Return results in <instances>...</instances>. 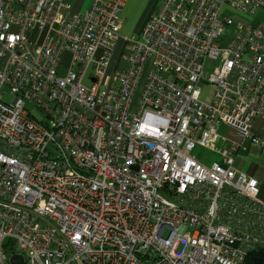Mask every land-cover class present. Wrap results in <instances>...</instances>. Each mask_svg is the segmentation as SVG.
<instances>
[{
  "label": "built area",
  "instance_id": "1",
  "mask_svg": "<svg viewBox=\"0 0 264 264\" xmlns=\"http://www.w3.org/2000/svg\"><path fill=\"white\" fill-rule=\"evenodd\" d=\"M124 1L0 0V264L264 252L260 181L235 167L264 150V0H160L112 64ZM220 126L236 140L216 151Z\"/></svg>",
  "mask_w": 264,
  "mask_h": 264
},
{
  "label": "crops",
  "instance_id": "2",
  "mask_svg": "<svg viewBox=\"0 0 264 264\" xmlns=\"http://www.w3.org/2000/svg\"><path fill=\"white\" fill-rule=\"evenodd\" d=\"M159 6H160V0H125L120 14V18H121V25L119 28L120 38L124 41V38L139 35L142 27L144 26L149 16L153 12H155L159 8ZM220 127H225V126H220ZM220 127H218V133ZM225 128L227 129L226 134L219 133L221 137L225 138V140H222L223 147L226 146L228 141L236 140L233 131L227 127ZM251 131L264 141V129L262 128L260 119L254 120L251 127ZM243 146L244 148L241 149V151L235 157V167L244 170L248 176L258 179L260 181L261 184L260 196L264 198V170L258 169L253 164L246 165L244 159H240L239 161L237 160V156H239L240 154L241 155L246 154L251 149H254L256 147L250 145L248 142H244ZM202 160L204 161L205 159Z\"/></svg>",
  "mask_w": 264,
  "mask_h": 264
},
{
  "label": "rangeland",
  "instance_id": "3",
  "mask_svg": "<svg viewBox=\"0 0 264 264\" xmlns=\"http://www.w3.org/2000/svg\"><path fill=\"white\" fill-rule=\"evenodd\" d=\"M78 4L79 1L76 2L75 4V10L78 8ZM254 23L255 24H262L263 25V34H264V8H259L254 16ZM125 42L120 38V40L118 41L116 48L114 50L111 62L112 64H114L117 59L119 54L121 53L123 46H124ZM214 66H215V62L210 61L209 63H207L205 65V70L207 71V73L210 72H214ZM110 68L108 69V72H110ZM85 84H88V81L85 80L84 81ZM141 84H142V80L140 81L134 95H133V102L137 103V98H138V94H139V90L141 89ZM208 87L207 85H203V91H202V96L201 98L204 96V93L207 91ZM3 93L0 94V97L10 103L12 100V96L9 93V89L7 87H3L2 88ZM227 129L225 127H220L219 129V133L220 134H226ZM223 147V143L222 140L219 139L216 143H215V150L217 151L218 149H222ZM257 148V147H256ZM251 149L248 153L243 154V155H239L237 156V160L239 161L240 159H244L246 162V165L248 164H253L255 165L258 169H262L264 170V151L260 148L258 149ZM216 151H212L207 147H200L197 146L195 147L191 154L194 155L197 158H201V159H205L204 163L210 164L213 161H220V157L219 154ZM244 171V170H243ZM18 251V250H17Z\"/></svg>",
  "mask_w": 264,
  "mask_h": 264
},
{
  "label": "water",
  "instance_id": "4",
  "mask_svg": "<svg viewBox=\"0 0 264 264\" xmlns=\"http://www.w3.org/2000/svg\"><path fill=\"white\" fill-rule=\"evenodd\" d=\"M261 258L260 257H253V264H260L261 263ZM10 264H22V257L20 255H15L10 257Z\"/></svg>",
  "mask_w": 264,
  "mask_h": 264
},
{
  "label": "trees",
  "instance_id": "5",
  "mask_svg": "<svg viewBox=\"0 0 264 264\" xmlns=\"http://www.w3.org/2000/svg\"><path fill=\"white\" fill-rule=\"evenodd\" d=\"M255 256L260 257L262 259L260 264H264V252H261V251H256V252L250 253L247 256L245 264H253V257H255Z\"/></svg>",
  "mask_w": 264,
  "mask_h": 264
}]
</instances>
